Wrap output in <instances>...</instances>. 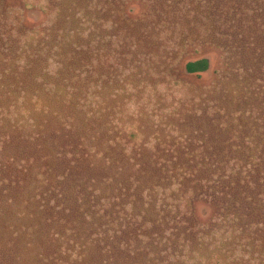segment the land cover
Here are the masks:
<instances>
[{"label":"trees","instance_id":"1","mask_svg":"<svg viewBox=\"0 0 264 264\" xmlns=\"http://www.w3.org/2000/svg\"><path fill=\"white\" fill-rule=\"evenodd\" d=\"M101 1L103 12L113 17L111 27L118 26L119 33L134 39L138 23L125 10L131 2L139 1L153 22H169L174 28L177 8L187 0ZM0 2L5 7L2 4L7 0ZM79 3L80 17L64 4L55 9L62 32L52 42L34 37L19 10L14 23L2 16L6 22L0 43V203H8L9 208L5 196L16 199L14 174L39 168L34 179L37 199L30 197L26 205L30 211L25 213L13 203L10 214L12 218L16 214L15 224L18 219L29 221L17 231L19 241L36 248L27 258L28 264L30 260L53 264H264V112L257 118L244 109L239 118L234 112L233 122L239 128L231 136H244L242 154L230 157L227 152L211 151L205 154L202 170L143 167L118 173L90 162L87 151L96 148L97 140L93 138L91 76L84 73L89 63L81 60L94 54L93 34L87 28L88 0ZM244 3L254 5V16L264 9V0H205V25L207 21L216 25L209 26L207 34L219 32L215 7H241ZM253 25L260 33L259 22ZM147 30L144 28L142 36ZM160 30H154L157 38L170 35V31ZM105 36L101 30L100 49L105 47ZM209 67L208 57L185 64L189 73ZM25 146L38 153H28ZM21 150L22 168L15 166L18 158L11 163L5 156L8 151L17 154ZM43 151L46 153L40 155ZM197 201L207 203L205 215L209 205L213 208L210 219L199 217ZM5 211L0 207V214ZM0 259H5L1 249Z\"/></svg>","mask_w":264,"mask_h":264},{"label":"rangeland","instance_id":"2","mask_svg":"<svg viewBox=\"0 0 264 264\" xmlns=\"http://www.w3.org/2000/svg\"><path fill=\"white\" fill-rule=\"evenodd\" d=\"M138 2H131L125 9L138 23L133 31L136 36L130 39L124 32L119 33L118 26L111 27L113 17L103 12L101 0H88L87 28L93 34L94 54L83 58L81 63H89L84 73L91 76L93 138L97 140L96 148L87 151L90 162L97 161L118 173L122 169L144 170L143 167L191 171L205 169V154L211 151L227 152L230 157L242 154L244 136L235 139L231 136L239 128L233 122L235 114L239 118L246 110L257 118L264 112V9L254 16V5L247 3L241 7L238 4L215 7L218 11L213 15L217 13L220 21L216 35L207 34L209 26L216 25L208 21L205 25V0L179 4L173 21L175 29L169 22L163 25L150 20ZM63 4L66 9L77 11V17L81 16L79 0H7L2 4L5 7L0 2V43L2 25L6 22L2 16L5 14L6 20L14 23L18 10L34 37L56 40L62 30L57 25L55 9ZM256 21L263 26L259 25L260 33L255 32ZM144 28L148 30L142 36ZM101 30L106 33L102 49ZM154 30L170 31V35L157 38ZM203 57L210 60L207 71L186 70L189 60ZM25 150L37 152L32 146H25ZM6 153L11 163L18 158L15 166L22 168L24 151ZM113 157L118 160L113 162ZM38 171L36 167L14 174L16 199L5 196L9 208L8 203H0L1 210L7 209L0 214V249L5 254L0 264H28L27 258L36 251L35 247H26L27 242L18 240L17 231L26 228L29 221L18 219L15 224L16 214L14 218L10 214L13 203L25 213L30 211L26 205L30 197L37 199L34 179ZM196 203L199 217L203 221L210 219L213 208L209 205L205 215L207 203ZM30 261V264H53L47 260Z\"/></svg>","mask_w":264,"mask_h":264}]
</instances>
